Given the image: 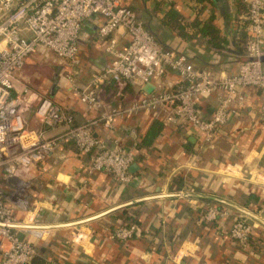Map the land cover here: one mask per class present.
I'll use <instances>...</instances> for the list:
<instances>
[{"label":"crops","instance_id":"1","mask_svg":"<svg viewBox=\"0 0 264 264\" xmlns=\"http://www.w3.org/2000/svg\"><path fill=\"white\" fill-rule=\"evenodd\" d=\"M119 1L136 11L165 47L191 58L196 67L217 74L237 73L245 56L239 52L245 47L242 33L246 37L249 10L244 0H204L201 13L195 10L196 0H176L168 8L156 0ZM172 12L179 15L177 24L182 26L214 17L219 45L210 46L196 29L185 31L193 38L182 35L178 25L166 21ZM100 23L95 19L85 23L79 66H69L44 47L27 60L25 79L32 89L63 106L78 125L99 117L102 111L87 112L63 76L80 71L75 79L86 86L111 61L99 41ZM112 38L122 50L129 44L123 29ZM167 80L169 88L180 82L175 74H169ZM121 92L128 101L137 96L135 87H102L108 103L118 105L115 97ZM244 95L246 103L241 110L233 107L238 112L232 113L225 135L207 145L199 159L196 154L201 140L189 127L168 126L163 116L137 115L127 122L117 119L115 130L100 125L96 131L100 138L118 137L128 149L139 141L135 163L139 169L131 171L134 180L129 185L117 184L106 173L90 175L87 159L73 145L62 146L39 166L7 181L8 204L21 225L60 226L101 216L71 227L21 229L20 237L37 248L35 261L29 264H264L262 99L254 88L245 90ZM225 96L215 93L203 100V116L210 118ZM154 124L160 129L149 140ZM177 179L184 182L182 191H178ZM23 183L29 187L13 194ZM184 193L192 196H176ZM218 200L245 209L260 221ZM207 201L228 208L231 217L213 224L205 222ZM241 215L254 225L247 246L235 244L230 237L231 224ZM128 225L141 227V233L127 242L112 239L116 228Z\"/></svg>","mask_w":264,"mask_h":264},{"label":"built area","instance_id":"2","mask_svg":"<svg viewBox=\"0 0 264 264\" xmlns=\"http://www.w3.org/2000/svg\"><path fill=\"white\" fill-rule=\"evenodd\" d=\"M156 1L167 8L176 2ZM244 2L249 8L246 61L239 62L237 73L224 75L196 67L187 56L164 47L138 13L119 0H0V264H29L37 256L36 246L20 237L21 229L13 227L21 224L16 222L5 192L7 181L18 177L22 168L33 169L62 146L73 145L87 159L90 175L106 173L119 185L132 183L131 167L137 161L139 141L128 149L118 137L100 138L96 136L100 125L115 130L117 119L127 122L137 115L163 116L168 126L189 127L201 140L199 159L207 145L225 135L232 113L238 112L233 107H244L245 90L254 88L262 99L264 126V0ZM93 19L101 22L99 41L111 61L86 86L75 79L80 71L64 74L70 91L87 112L102 111L99 117L78 125L63 106L32 89L25 79L26 66L39 47L73 68L79 66L80 35L85 23ZM120 29L129 37L123 50L112 38ZM169 74L180 79L175 87H168ZM149 84L154 89L147 93L144 88ZM110 85L135 87L137 96L128 101L121 92L115 97L118 105L108 103L102 87ZM215 93L226 96L210 118L204 117L201 102ZM132 134L137 137L135 130ZM28 187L23 183L13 194ZM230 217L228 208L216 205L208 206L203 215L210 224ZM253 230L251 221L241 215L231 224L230 237L235 244L247 246ZM140 233L137 225L121 226L112 239L127 242Z\"/></svg>","mask_w":264,"mask_h":264},{"label":"trees","instance_id":"3","mask_svg":"<svg viewBox=\"0 0 264 264\" xmlns=\"http://www.w3.org/2000/svg\"><path fill=\"white\" fill-rule=\"evenodd\" d=\"M196 2H197V5L195 6V10H197L198 13H201L202 12V5L204 3V0H196ZM179 19H180L179 15L177 13H173L172 12V13L169 14V16L167 17L166 21H167L168 24H174L175 23L176 25H178V29H180L182 35L190 36L191 38H193L194 37L193 35H190L188 33L186 34L185 31L187 29H189V28L190 29H196V31H198L197 33H199V37L207 39V41H208L210 46H212V47L214 46L215 47V46L219 45L218 42L221 40L220 32L213 24L214 19H215L214 17H210L204 23H202L201 21H195L191 25L183 24V26L181 24H177L179 22ZM242 37H243L244 44H245L246 37H245L244 33H242ZM239 52L240 53H245V47L242 50H240ZM159 129L157 127V124H154V126L152 127V129L150 131V137L151 138L149 140H151V139H153L155 137V135L159 132ZM176 184H177L178 191H182L184 189L183 180L177 179L176 180ZM209 202H211V204H213L212 201H209ZM209 202L207 201L208 204H207V206L204 209L203 215L206 212L207 207L208 206H212V205H209L210 204ZM217 204H218V206H222L219 203H216V204H213V205H217ZM250 242H251V238L249 240V243ZM33 261H35V258L32 260V262Z\"/></svg>","mask_w":264,"mask_h":264},{"label":"water","instance_id":"4","mask_svg":"<svg viewBox=\"0 0 264 264\" xmlns=\"http://www.w3.org/2000/svg\"><path fill=\"white\" fill-rule=\"evenodd\" d=\"M155 35V34H154ZM156 36V35H155ZM156 38L158 39V37L156 36ZM159 40V39H158ZM160 42V40H159ZM161 43V42H160ZM162 44V43H161ZM163 45V44H162ZM164 46V45H163ZM165 47V46H164ZM167 48V47H166ZM169 49V48H168ZM189 58V57H188ZM191 60V58H189ZM192 61V60H191ZM242 61H246V59H242ZM241 62V61H240ZM261 62L264 63V57L261 59ZM154 89V86L152 84H149L147 85L145 88H144V91L147 92V93H150L152 90ZM136 169H139L138 165H133L131 167V171H134ZM32 169H25V168H22L19 172H18V176H20L22 173H24L25 171H31ZM170 196H174V195H170ZM176 196H183V197H190L192 195L190 194H187V193H184V194H177ZM145 200V199H144ZM138 201H143V200H138ZM226 205H230V206H233L234 208H237L240 212H242L243 214H245L246 216L250 217V218H253L257 221H260V219L258 217H256L254 214L248 212L247 210L245 209H242V208H239L237 206H234L233 204L229 203V202H226V201H222V200H218ZM130 204H133V203H130ZM130 204H126L125 206H129ZM101 216H98V217H93V218H90L88 220H84V221H79V222H75V223H71V224H63V225H60V226H26V225H15L13 226L14 228H17V229H33V230H45V229H51V228H59V227H71V226H77V225H80V224H84L86 222H89V221H93V220H96L98 218H100Z\"/></svg>","mask_w":264,"mask_h":264}]
</instances>
